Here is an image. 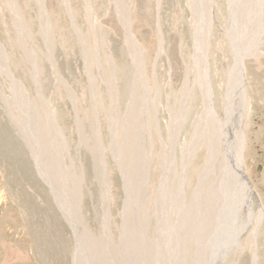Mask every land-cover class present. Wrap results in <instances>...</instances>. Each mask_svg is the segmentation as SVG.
I'll use <instances>...</instances> for the list:
<instances>
[{
  "label": "rangeland",
  "instance_id": "374dc122",
  "mask_svg": "<svg viewBox=\"0 0 264 264\" xmlns=\"http://www.w3.org/2000/svg\"><path fill=\"white\" fill-rule=\"evenodd\" d=\"M209 2L198 60L193 0H0V264H97L99 248L125 264L122 240L138 218L137 264H194L202 202L221 164L206 169L205 90L224 124L235 63L233 0ZM261 27L243 60L251 197L219 264H264V0ZM32 148L92 243L80 255ZM186 210L200 224L190 236ZM217 239L206 242L213 251Z\"/></svg>",
  "mask_w": 264,
  "mask_h": 264
},
{
  "label": "bare ground",
  "instance_id": "6f19581e",
  "mask_svg": "<svg viewBox=\"0 0 264 264\" xmlns=\"http://www.w3.org/2000/svg\"><path fill=\"white\" fill-rule=\"evenodd\" d=\"M193 1H194V7L197 10V14H198L196 18L198 19V21L201 19L200 21L201 23L198 24V29H197L198 32L196 33L195 31L196 34L195 50H197L196 57L199 60L200 59L199 41L202 38V33L204 32L203 29L205 28L203 27V21L208 19V17L211 18L210 17L211 8H210L209 0H193ZM261 20H262V0H233L230 25H231V41L235 54V61H234L235 63L228 74L227 94H226V98L228 100V106L226 107L225 110L226 119L224 124L221 125L219 123V120L213 115L211 109L209 108L208 105L211 104V98L210 95H207L208 90H205L207 96L205 100V104L207 106V111L209 115L208 117L209 120L211 119V121H213L210 123V125H208L211 128V131H209V133L206 135L208 136V142L211 148L209 152L208 164L206 169L208 170L212 169L211 167L213 165V162L215 161L214 159H216L217 157H221V164L219 168L220 174L218 173L219 176L217 177L214 184L213 183L211 184V188H208L206 199L204 200L202 199L203 200L202 203L205 209L202 208L201 215L204 216L203 217L204 220H203V225H201V230H199L201 231V233L197 232L196 235L197 238L195 241L197 243V247L200 250L197 249V257L194 264H219L218 255L221 250L224 251L228 246V242L232 235L233 224L235 222V218L238 213V210L240 209L241 205L246 203L248 200H250L251 197V193H250L251 189L248 180L245 176L244 168L242 166V160H241L243 143L241 138L242 133L240 130V124L243 118L244 85H245L243 60L246 57L253 55L255 52V51L252 52V49L257 45V41L254 40L253 38L257 39L262 34ZM200 24L202 25V27H200ZM252 28H254V30ZM209 112L211 114H209ZM29 141L32 144L31 140ZM221 147H223L224 150L222 152L220 151ZM32 150L34 152V156L36 159V167L38 169L39 174L41 175V178L43 179L46 178L47 181H49V185L52 190V193L55 196L56 201L65 219L72 226V228H74L75 236H76V250L77 252L79 251V255H80V252H83L85 250V247L91 246L92 243L91 244L89 242L86 243V239H84L85 235L83 233L84 230H82L80 226L76 211L74 212L73 208L71 207L72 206L71 201L67 198L66 199L62 198L61 194L57 189L56 184L52 182V179L50 177H48L49 174L47 175L45 171H43L41 162L39 161L40 158L38 156V153L36 154V150L34 148H32ZM206 186L207 185H205L204 187ZM136 187L134 183L133 192ZM134 197L136 198L135 193H134ZM194 200L195 203L197 204V200L196 199ZM199 203H198V208H196L194 203H192L194 207L191 206V208L194 209V211H198L200 209ZM190 210L188 211L186 210L187 211L186 222L189 223V227L191 230L189 236L192 234H196L195 232L198 230V228H200L199 226L200 224L195 222L197 221L196 219H199L198 216L196 219H194V217H192L193 210L192 211ZM137 221L139 222L136 223L137 230L132 228L130 234L127 235L125 240L124 239L122 240L124 242L123 245L124 251L123 253L119 251L121 253L122 260L124 261L125 257L129 258V261L128 262L125 261V264H137V261L139 259L137 253H138V246H140L139 239L141 237L139 235L138 228L141 227H140V219L138 218ZM194 223H195V227H194ZM211 237L212 239L216 238V240H218L217 238L222 239V242H219V244H223V245L222 246L218 245L219 247H218V251L216 250L217 252L211 250L213 247L206 244L207 240H209V238ZM203 244L204 247H202ZM207 246H210L208 248L210 252L207 256H204V253L205 254L207 253L205 252L206 251L205 248ZM90 251L92 250L90 249ZM112 252L113 251L112 250L110 251V249L104 250L103 248H99L93 251L95 255H92V257H94L95 260L94 262L97 264H116L114 259L115 256ZM148 252L153 255L151 249L150 251L148 250ZM173 258L174 256L172 257V259ZM177 259L178 258H175L174 262L171 260V262H173L172 264H175ZM177 263L179 264V262Z\"/></svg>",
  "mask_w": 264,
  "mask_h": 264
}]
</instances>
